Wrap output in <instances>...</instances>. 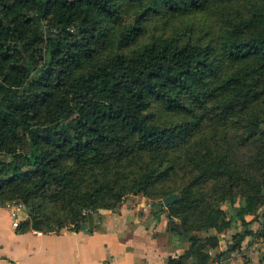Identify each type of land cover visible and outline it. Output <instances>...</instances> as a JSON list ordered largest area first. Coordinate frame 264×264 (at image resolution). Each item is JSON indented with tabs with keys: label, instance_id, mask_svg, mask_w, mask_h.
Wrapping results in <instances>:
<instances>
[{
	"label": "trees",
	"instance_id": "1",
	"mask_svg": "<svg viewBox=\"0 0 264 264\" xmlns=\"http://www.w3.org/2000/svg\"><path fill=\"white\" fill-rule=\"evenodd\" d=\"M138 193L188 243L168 264L253 233L210 230L264 207V0H0V204L80 230Z\"/></svg>",
	"mask_w": 264,
	"mask_h": 264
},
{
	"label": "crops",
	"instance_id": "2",
	"mask_svg": "<svg viewBox=\"0 0 264 264\" xmlns=\"http://www.w3.org/2000/svg\"><path fill=\"white\" fill-rule=\"evenodd\" d=\"M27 218L25 207L0 204V264H168L169 256L183 251L169 247L165 214L156 219L125 207L120 212L102 210L80 230H23L14 224ZM262 245L245 240L241 251L211 264H264ZM220 248H227L222 239Z\"/></svg>",
	"mask_w": 264,
	"mask_h": 264
},
{
	"label": "rangeland",
	"instance_id": "3",
	"mask_svg": "<svg viewBox=\"0 0 264 264\" xmlns=\"http://www.w3.org/2000/svg\"><path fill=\"white\" fill-rule=\"evenodd\" d=\"M174 193H178L179 197H180V193L179 192H174ZM178 199V198H177ZM164 200V199H163ZM239 204V201H237L236 205ZM27 213H28V209L26 207V205H24ZM131 208L134 209L138 215H142V214H147L148 216H154L156 219H159V216H162V214H165L166 216V221H167V240L169 243V247L171 248V250L176 251L178 249H182L183 251L181 253L184 252L185 248L188 246V243H182L180 240V237L177 235H172L170 232H168V223H169V219L167 218V212L164 211V209L161 208V206H158V200L155 199H147L144 197V195H142V193H138V194H129V196L122 202L119 211H121V208ZM222 208H224L227 211V217L231 219L232 221V226L222 232H218L216 228H213L211 231L212 234H216L218 235L219 239L223 240V243L227 244V247L230 243L235 242V237H234V233L237 231L240 232H245L247 229H250L253 233L250 232V234L246 235L243 244L246 241H251L253 240H257L259 242H261L262 244H264V242L262 241V238L260 236V231L263 228V224H264V215L262 214V210L264 207H261L257 213L253 214H247L246 215V219L249 221L248 225L246 226L242 220L239 218V216L236 214L234 207L232 206V204H230L229 202H225L222 204ZM102 210H110V211H114L111 209H99L96 212H94L95 214H99L100 211ZM91 210L85 208L83 212L89 213ZM115 212V211H114ZM67 228V227H65ZM220 240H219V250L218 251H222L220 248ZM264 246V245H262ZM227 249V248H226ZM217 250H215L216 253ZM217 251V252H218ZM241 251V250H240ZM264 251V250H263ZM263 251H261V254L263 253ZM230 255L231 253H226V255ZM226 255L224 257L221 258H225ZM220 258V259H221ZM218 261L220 263V260L215 259L212 262H216ZM211 262V263H212ZM210 263V264H211ZM247 263V262H246ZM249 264V263H247Z\"/></svg>",
	"mask_w": 264,
	"mask_h": 264
},
{
	"label": "water",
	"instance_id": "4",
	"mask_svg": "<svg viewBox=\"0 0 264 264\" xmlns=\"http://www.w3.org/2000/svg\"><path fill=\"white\" fill-rule=\"evenodd\" d=\"M177 198H179V194L178 193H172V194L167 195L164 198V202L166 205H168V204L172 203L173 201H175Z\"/></svg>",
	"mask_w": 264,
	"mask_h": 264
},
{
	"label": "built area",
	"instance_id": "5",
	"mask_svg": "<svg viewBox=\"0 0 264 264\" xmlns=\"http://www.w3.org/2000/svg\"><path fill=\"white\" fill-rule=\"evenodd\" d=\"M9 207H12L13 209H16V210H18V209H21V208H23L24 207V204L23 203H16V202H12V203H9V204H7ZM19 221L18 220H15V225L16 226H18L19 225Z\"/></svg>",
	"mask_w": 264,
	"mask_h": 264
}]
</instances>
